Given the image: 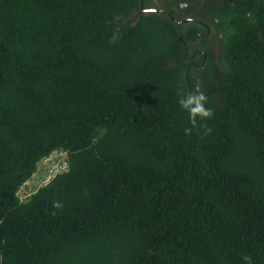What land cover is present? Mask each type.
<instances>
[{"label":"trees","instance_id":"trees-1","mask_svg":"<svg viewBox=\"0 0 264 264\" xmlns=\"http://www.w3.org/2000/svg\"><path fill=\"white\" fill-rule=\"evenodd\" d=\"M139 6L0 0V264H264V0Z\"/></svg>","mask_w":264,"mask_h":264},{"label":"clouds","instance_id":"clouds-1","mask_svg":"<svg viewBox=\"0 0 264 264\" xmlns=\"http://www.w3.org/2000/svg\"><path fill=\"white\" fill-rule=\"evenodd\" d=\"M209 103L207 95L200 90L188 92L179 98L178 104L188 114L189 124L191 125L184 129L186 136H191L193 129H196L198 133L203 129L205 135L212 133V129L206 123V121L212 119L214 116V109L208 106ZM52 207L54 210H61L63 203L61 201H53ZM52 215H55V211L52 212ZM242 259L245 264H254L251 255H243Z\"/></svg>","mask_w":264,"mask_h":264},{"label":"rangeland","instance_id":"rangeland-1","mask_svg":"<svg viewBox=\"0 0 264 264\" xmlns=\"http://www.w3.org/2000/svg\"><path fill=\"white\" fill-rule=\"evenodd\" d=\"M210 47L212 49L215 46L212 45ZM65 168V155L63 153H53L49 158L39 163L36 173L22 186L18 195L24 199L40 186L46 184L56 173L65 170Z\"/></svg>","mask_w":264,"mask_h":264},{"label":"flooded vegetation","instance_id":"flooded-vegetation-1","mask_svg":"<svg viewBox=\"0 0 264 264\" xmlns=\"http://www.w3.org/2000/svg\"><path fill=\"white\" fill-rule=\"evenodd\" d=\"M144 1H146L145 5ZM204 2L205 0H143L142 7L139 6V9L143 13H154L155 10L166 12L167 10H176L177 8L199 9L201 8V6H203ZM192 14L193 12H188L184 13L183 16H186L185 19L187 20H193L190 17L192 16ZM206 30L208 31V33L211 32L209 28H207Z\"/></svg>","mask_w":264,"mask_h":264},{"label":"water","instance_id":"water-1","mask_svg":"<svg viewBox=\"0 0 264 264\" xmlns=\"http://www.w3.org/2000/svg\"><path fill=\"white\" fill-rule=\"evenodd\" d=\"M142 4H143V0H140V6L142 7ZM154 12H156V13H160V14H162V15H165V16H167L168 18H170V19H172V17L168 14V13H166V12H163V11H160V10H155ZM176 24H179V23H181V22H179V21H174Z\"/></svg>","mask_w":264,"mask_h":264}]
</instances>
